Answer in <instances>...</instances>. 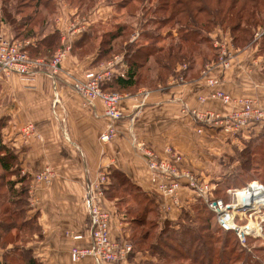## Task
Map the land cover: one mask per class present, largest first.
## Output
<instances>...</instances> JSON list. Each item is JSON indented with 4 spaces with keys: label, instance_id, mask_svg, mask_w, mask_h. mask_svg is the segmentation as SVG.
<instances>
[{
    "label": "crops",
    "instance_id": "crops-1",
    "mask_svg": "<svg viewBox=\"0 0 264 264\" xmlns=\"http://www.w3.org/2000/svg\"><path fill=\"white\" fill-rule=\"evenodd\" d=\"M110 7L103 5L101 10L105 17ZM104 18L100 14L94 22H104ZM67 24L68 20L60 17L53 24L54 28L46 24L43 33L40 31L39 36L36 31L34 38L40 40L53 30H64ZM0 35L13 37L15 30L9 23L1 21ZM210 36L230 39L220 28L214 29ZM49 49L39 44L34 52L42 55L49 53ZM229 49V66L225 69L213 66L207 73L216 80L213 86L207 85L206 77L202 75L204 65L211 60L201 65L194 62L187 69L178 64L174 70H183L184 75H170L164 83L158 82L154 87L138 84L121 92L124 97L120 109L124 117L113 122L116 136L106 142L100 140L109 125L102 100L95 99L92 106H86L71 86L93 66L95 53L81 59L72 52L65 54L56 78L58 102L54 110V84L48 78L46 68L29 75L0 72V119L4 120L0 129L2 143L17 154L18 165L29 180L45 166L55 172L48 188L43 190L42 186H36L34 191L41 201L38 207L28 211L31 215L33 211H39L36 220L42 229L40 238H31L26 243L35 258L43 264H94L90 256L72 262L69 252L73 245H85L87 241L84 186L101 168H115L145 192L156 194L155 177L127 139V115L136 106L143 103L142 112L134 123V132L139 139L150 144L160 156L165 155L166 147L174 148L181 153L184 167L213 182L238 165L237 152L242 151L248 142L264 139L262 125L251 126L236 136L212 129H205L201 134L196 132L195 121L189 112L191 109H210L227 114L233 108L231 104L210 96L215 89L233 98H252L264 105L263 58L256 56L253 46L235 48L229 41ZM145 90L149 93L143 99ZM200 96L204 101L199 100ZM179 194L181 206L194 202L188 189L183 188ZM103 200L110 213H115L114 203ZM161 203L168 206L166 210L162 209ZM181 206L173 205L168 198L162 199L159 204L162 219L176 223L182 213ZM70 231L84 237L76 240L66 234Z\"/></svg>",
    "mask_w": 264,
    "mask_h": 264
},
{
    "label": "rangeland",
    "instance_id": "rangeland-1",
    "mask_svg": "<svg viewBox=\"0 0 264 264\" xmlns=\"http://www.w3.org/2000/svg\"><path fill=\"white\" fill-rule=\"evenodd\" d=\"M44 1L45 0H0V20L3 23L9 22L14 31L16 28L15 24H17L18 22H23L24 18H26L27 16L35 15V21L32 22L30 28H33V32L38 31V35L40 36V31L43 33V31L46 29V24H49V26L52 27L56 20H58L60 17L66 18L68 22L71 21L73 23H76V25L82 23V19L85 17V19H87V25L83 32L92 31L93 34L90 38H87L84 42H82V45L77 48L76 51L74 50V54L77 55L80 59L88 55H92L99 48L101 40L107 39L109 37L108 35H105V31H107V27H109V25L113 24L114 22H119L122 27L125 25V27H123L124 29H122L121 25H119L122 29V33L121 36L114 41V43L112 42L113 50L112 53L109 54V56H111H107L106 60L99 62L97 65L95 64L96 66L94 65L87 68L85 72L92 69H100L101 66L106 61L111 59L115 54L123 56V52L121 51V49L126 47V44H141L142 42H146L140 39V33H142L143 36V33L146 31L153 32V34L157 30H161L163 32H165V30H169V32H175L180 27L182 28V26L184 25L183 21L181 23H178L177 21L179 18H181V15H177L179 6H177L176 2H178V0H128V5L121 9L115 8L114 3H112L111 0H84V3L82 4H80L78 0H51L53 2L52 4L50 3L47 8H44L41 5V3ZM115 1L117 2L118 0ZM182 1L189 3L191 0ZM191 3L193 6L194 3ZM191 3H189V5H191ZM103 5L111 6V10L108 11L107 17H105L102 13ZM38 9L39 13L35 14L36 12H38ZM142 13H144L146 16L143 17ZM100 14L102 18L105 17L103 19L105 23L98 21L94 22V20H96ZM165 17H171L170 22L163 24L159 22L160 24H157L156 22H154V20L152 21V18L161 20ZM199 18L201 20L204 19V13L199 15ZM43 22V27H39ZM91 25L93 26L90 27ZM223 27L225 29L226 27H229V24L224 23ZM262 29H264V27H262L261 29H257L254 35L251 36L252 40L246 46L255 47L256 56H261L264 60V38H262L263 36H261L264 31ZM223 31L224 33H227L230 39L218 36H216L215 38L212 37V45L215 39H224L228 41V43L230 41L231 45L235 47L232 41V37L228 33V28ZM21 37L23 36H20V38L18 37V39H26ZM168 40L169 39L160 40L158 43L165 44ZM59 46L60 40L59 43L55 42L52 47H50L49 53L42 55L35 54V56H42L46 59H50L54 56L57 51L56 49H58ZM197 46L198 45H194L196 49H193L196 50V55L192 57L191 61L194 60L196 65H201L204 55H212L213 50L208 49L205 44L200 45L199 48ZM71 50L69 52H71ZM257 50H259V52ZM183 65L187 67L185 63H183ZM148 66L155 67L153 57H150L145 66L142 68L141 75L143 82L141 84H145V82H148V80L150 79V76L155 75L159 72V68L155 69L154 72L149 71ZM117 67L119 66L117 65ZM60 71L61 66L59 73ZM159 73H161L162 78L165 80L168 76L171 75V71H162ZM181 73L182 70L175 76L179 77ZM112 87L118 89L117 86L112 85ZM260 142L261 145L263 144V147L262 149L257 150V155L253 157L260 159L258 161L259 164L254 166V163H256L257 160L252 159L251 162H249L247 165V168L249 167L247 171L254 172V168H259V173L251 175V177H258L259 179L263 180L264 139L260 140ZM46 169L50 170L49 174H40L42 175V179H34L35 174L45 173ZM238 169L239 168L237 167V165L234 166L231 169V172L227 173V175L224 176V179L229 176L231 177V175L237 174ZM113 170L114 168H101L100 170H98L96 177L93 180H88L84 186V198L87 186H91L92 184L94 192L96 194L94 203L95 210L100 212V214H102V212H106L107 214H109L106 219L108 220L110 239L113 241H117V243L126 242L131 244V250L127 254L126 258L121 257L117 262H106L104 264H117L120 262V264H201V261L205 260L206 262L208 257H210L212 264H264V237H260L257 239L249 238L245 245H241L239 243L237 244V242H235L230 235L223 234L216 229L215 221L213 220V218L209 221L205 220V217L207 215L205 214V211L202 210L200 212L199 209H197V207L200 206V204L198 203L194 204L193 208L192 206H190V213H182L176 221H179L181 219L180 221L186 224H188L190 221V223L196 226L195 231H193L194 237L198 236L197 240H204L202 241L203 244L201 241H199L200 243L198 244V246L200 245L199 248H201V252L199 254L200 257H197V259L199 260H196L197 263H190L188 259H184L182 257L175 260L174 258H178L179 254L174 249V247L177 249L175 245H179L178 242L180 241L179 239L181 235L180 233H175V231H173V228H177L178 225H175L176 223H173L171 220L162 219L160 213H156L154 209L149 212V214L142 215L141 210L143 209V206L140 199H136L139 203L136 200L134 201V199L132 198L133 193L131 191L133 189L129 185L124 184L123 178L120 177L117 173H114ZM21 171V175H27L26 173L22 174ZM17 173L18 172L16 170L4 171L2 168H0V225H9L10 223L15 225V227L9 229L6 235H3L2 232H0V249H9V251H11V254L14 253V250L16 248L22 247L27 240L29 241L31 239V237L36 239V237L40 238L42 236L41 227L38 224L34 225L36 221L34 222L32 220L31 223H28L29 227L25 229L19 230L16 227L19 226V224L23 221V218L33 217L37 214V212H39L33 211V215L29 214L28 212L30 209L38 207L41 201L40 197L38 200L37 194L34 190L37 185L42 186L43 190L48 188L51 185L55 175L54 170L50 166H45L36 173L32 174V177L30 179L31 183L30 180H28L27 183H19L20 181H18L14 185L13 180L15 181L19 178ZM101 173H103L104 175L103 177L105 180V184L99 183V179L102 175ZM244 177L245 179L251 178L249 175H244ZM224 179H218L222 181L223 185L220 187L221 189H219L217 195L227 198L228 194L226 191L227 189H229L228 186L232 188L236 185H234L231 179L229 180L230 184L228 185L224 181ZM109 183L111 184L109 185ZM222 183H220V185ZM244 183L245 182H242L240 183V185ZM108 187L109 189L107 190ZM100 188L102 190L101 194H99ZM30 189L32 193H29ZM103 199H108L114 203V206L116 208L115 213H110V210H108L103 203ZM84 207L86 210V223L88 219V207L86 205L85 199ZM13 212H20V217H17L15 219L16 214L13 217H10V214H13ZM186 215L189 216L190 220H188ZM199 215L202 217L198 218ZM143 217L147 219V222L145 219L146 223L144 225L137 226L136 224H134L133 220ZM112 218L113 222L111 223ZM200 224H204L203 226H207V228L198 229L197 227ZM167 233L168 236L166 235ZM66 234L74 238L73 235L76 233L70 231L66 232ZM159 234L160 241L158 240L157 242ZM88 236L89 234L87 233V241ZM169 236H174L177 240H170L168 239L170 238ZM208 236L211 237V239ZM208 242L210 244V250H207L206 247L205 249H202L203 246ZM166 243L171 244L172 247L174 246L173 249L165 245ZM74 246H76V244L70 248L69 252L72 262H76L84 258L82 257L80 259H72L71 250ZM160 253H164L165 257ZM166 255L168 258H166ZM196 256L197 255H195L194 258Z\"/></svg>",
    "mask_w": 264,
    "mask_h": 264
},
{
    "label": "built area",
    "instance_id": "built-area-1",
    "mask_svg": "<svg viewBox=\"0 0 264 264\" xmlns=\"http://www.w3.org/2000/svg\"><path fill=\"white\" fill-rule=\"evenodd\" d=\"M86 23L87 19L84 17L79 25L69 21L66 29L58 30L60 46L50 59L30 53L29 47L33 45L31 38L20 40L12 36L0 35V72L4 75L11 73L29 75L40 68H46V74L54 84L52 102L54 110L55 103L58 102L55 84L62 59L71 50L77 35L85 30ZM213 46L216 48V58L205 64L202 70V75L206 77V83L209 86L216 84L214 78L207 76L210 68L220 66L225 69L229 66L231 58L228 41L215 39ZM118 64L121 65L122 70L127 68L122 62V55L115 54L100 69L88 70L82 79L74 80L71 84L72 89L81 96L84 105L90 107L95 99L102 100L104 115L109 119L106 131L100 135V140L103 142L110 141L116 136L113 122L124 117L120 109L123 94L118 91L105 90L102 87L116 72ZM122 70H118L116 73L123 75ZM142 93L144 99L149 92L145 90ZM210 96L225 104H231L233 108L227 114H220L210 109H191L189 112L195 121L197 133L201 134L205 129H212L236 136L251 126L264 125V105L259 104L256 100L246 97L233 98L220 89H215ZM199 100L204 101V97L200 96ZM142 104L136 106L127 115V139L133 150L142 158L149 172L155 177V188L160 202L162 199L168 198L173 205L181 206L179 192L183 188L188 189L192 192L194 200H201L213 213L215 225L224 232H233L239 244L245 245L249 238L264 237V183L252 180L227 189L228 200L217 197L214 194L216 184L184 167L181 153L172 147H166L165 155L160 156L150 144L137 137L134 132V123L142 112ZM183 110L186 111L187 107L184 106ZM49 171L46 169L45 173L35 174L34 179H42L40 174H49ZM21 173L24 172L21 171ZM101 174L99 183L105 184L104 175ZM244 189L248 190L244 191ZM101 191L100 188L99 194ZM29 193H32L31 189ZM84 199L88 207L85 228L89 236L85 245H76L72 248V259L90 256L94 264H104L117 262L121 257L126 258L131 250V244L117 243L110 239L108 220L106 219L109 214L106 212L100 214L95 210L96 194L92 184L87 186ZM161 206L164 210L168 207L163 203ZM73 237L76 240H81L84 235L78 233Z\"/></svg>",
    "mask_w": 264,
    "mask_h": 264
},
{
    "label": "trees",
    "instance_id": "trees-1",
    "mask_svg": "<svg viewBox=\"0 0 264 264\" xmlns=\"http://www.w3.org/2000/svg\"><path fill=\"white\" fill-rule=\"evenodd\" d=\"M111 1L112 3H114V7L117 9L124 8L128 5L127 2L128 0H118L117 2L115 0H111ZM52 2L53 1L51 0H45L44 2L41 3V5L44 8H47V6H49L50 3L52 4ZM78 2L82 4L84 3V0H78ZM191 2H193L195 6L194 5L192 6ZM189 3H191V5H189ZM189 3L184 2L182 0H178V2H176L177 6H179L177 10V15H181V18H179L177 21L178 23H181L183 21L184 27L183 26L182 28L180 27L175 32L173 31L169 32V30H165V32L161 30H157L153 34V32L146 31L143 33V36L142 33H140L141 34L140 39L146 42L144 43L142 42L141 44H137V43L126 44V47L121 49V51L123 52L122 62L123 64L126 65L127 68L122 70L120 64H118L119 67H117L116 65V72L118 70H122L123 75H119L115 72L113 76L102 85L103 89L123 92L125 90L132 89L135 85L141 84L143 82L141 75L142 68L145 66V64L150 59V57H153L155 67L148 66L149 71L154 72L155 69L159 68V72L171 71L170 73L171 75H175V74L177 75L178 73L181 72V70L179 71L174 70L178 64L182 65L183 63H185L187 65L186 69L194 64V60L191 61L192 57L196 55L195 53L196 50L193 49L195 48L194 45H198L197 47L199 48L200 45L205 44V46L208 49L213 50L212 55L210 56L204 55L202 60L203 63H205L206 61L215 60L216 48H214V46L212 45V38L210 36V33L216 28H220L221 30H225L228 28V33L231 35L235 47L244 48L252 40L251 36L254 35L257 29L258 28L261 29L262 27H264V0H191ZM37 11L38 12H36L35 14L39 13V9ZM203 13H204V19L201 20L199 18V15ZM142 16L145 17L146 15L142 13ZM153 20L157 24L160 23L163 24L170 22L171 17H167V18L165 17L161 20L152 18V21ZM34 21H35V15H32L24 18L23 22L21 23L18 22L17 24H15L16 25L15 36H13V38L18 39V37L20 38V36H23L21 38H31L33 40V46L29 47V50L31 54L35 55L36 53L34 51L39 46V44L40 45L44 44L50 48L55 42L59 43V34L57 30H53L49 34L43 36L40 40L34 38L36 32H33V28H30L32 22ZM44 22L39 27H43ZM224 23L229 24V27H226L224 29L223 27ZM119 25H121L119 22H114L113 24L109 25V27H107V31H105V35H108L109 37L107 39L101 40L99 48L94 52L95 57L92 61L93 66L95 64L97 65L99 62L103 60H106L107 56H109V54L112 53L113 50L112 42L114 43V41L121 36L122 29H124L123 27H125V25L123 27L121 25L122 28L121 29ZM92 26L93 25H91L90 27ZM262 30L264 31V29ZM92 34H93L92 31L83 32L77 39L74 40L72 44L71 52L75 53L77 48H79L82 45V42H84L87 38H90ZM261 36H263L262 38H264V33H262ZM165 39H169L165 44L158 43L160 40H165ZM257 51L259 52V50ZM159 72L156 73L155 75L150 76V79L148 80V82H145L144 85L149 87H154L158 82L164 83L165 79L162 78V75ZM181 75H184L183 70ZM112 85L117 86L118 89L113 88ZM3 125H4V120L0 119V129ZM262 147L263 144L261 145L260 140L248 142L246 147L242 151L237 152L239 157V163L237 165L239 169L237 174L231 175V177L229 176L225 179L224 176L226 175L222 176L224 181L229 185L230 184L229 180L231 179V181H233L234 185L236 186L240 185V183L242 182L246 183L252 180H259L262 183H264L263 182L264 176H263V180L259 179L258 177H251V175H255L259 173V168H254L253 170L254 172L247 171L249 168V167L247 168V165L249 162H251L252 159L257 160L256 163H254V166L259 164L258 161L260 159L253 157L257 155V150L262 149ZM0 168H2L4 171L16 170L18 172L17 175L19 178L15 181L13 180L14 185L18 181H20L19 183H23V182L27 183V181L29 180L27 175L20 174L21 170L19 169L20 167L18 165L17 154L11 148H9L8 146L2 143L1 134H0ZM113 172L117 173L120 177H122L124 180L123 183L129 185L133 189L131 191L133 193L132 198L134 199V201L136 199H140L141 204L143 206L142 207L143 209L141 210L142 215L149 214V212H151L153 209L156 211V213L159 212L160 200L156 195L157 193L149 194L145 192L139 186L134 184L123 172L115 168ZM244 175L246 176L249 175L251 178L245 179ZM214 183L216 184V187L214 189V194L217 197H220V195H217V193L219 189H221L220 187L223 185V183L221 180L214 181ZM220 183L222 184L220 185ZM110 184L111 183H109V185ZM109 187L107 188V190L109 189ZM228 188L230 187L228 186ZM221 198H223L224 200H228V197L227 198L221 197ZM196 203L200 204V206L197 207V209H199L200 212L202 210L205 211V214L207 215L205 217L206 221H209L210 219L213 218V213L206 207V205L201 200H194V202L189 204V206L187 207L186 205L181 206L180 208L182 209V213H188L190 206H192L193 208V205ZM10 215H11L10 217H13L15 215V219H16L17 217H20V212H16V213L13 212V214ZM200 217L202 216L199 215L198 218ZM187 218L188 220H190L189 216H187ZM145 219H146L145 217L140 219L136 218L135 220H133V222L137 226L144 225L147 222V219L146 222ZM22 220L23 221L19 224V226L16 227L19 230L29 227L28 223H31L32 220L34 222L36 221L34 225L37 224L36 215H34L33 217L23 218ZM180 220L177 221L175 224L178 225V227L175 228L177 230L173 228V231H175V233H180L181 235L179 239L180 241L178 242L179 245H175L180 252L173 246L174 249L179 254L178 255L179 257L177 256L178 258H174V259L176 260L182 257L184 259H188L190 263L191 262L195 263L196 260H199L197 259V257L201 252V248H199L200 245L198 246V244L200 243L199 241L202 242L204 240H197L198 236L194 237L193 231H195L196 229L195 225L190 223V221L188 224H186ZM203 225L204 224H200L197 228L198 229L207 228V226H203ZM13 227H15V225L11 223L9 225L6 224H4L3 226L0 225V232H2L3 235H6L9 229ZM215 227L221 233L230 235L233 238V240L237 242V244L239 243L233 232H224L218 226L215 225ZM166 235L168 236V233ZM169 237L170 238L168 239L170 240H174V241L177 240L174 236H169ZM143 238H144V234H143ZM209 238L211 239V237ZM158 240L160 241V234L158 235L157 242ZM27 241L24 243L22 247L16 248L17 250L15 249L16 251L14 250L13 254H11V251H9V249H4V250L3 248L0 249V254H1L0 264H43L41 261H39V259L34 257L32 250L26 247ZM165 245L173 249L171 244L166 243ZM205 247L207 250H210L209 242L206 245H204L202 249H205ZM160 254H163L165 257L164 253H160ZM195 255L197 256L194 258ZM166 258H168L167 255ZM201 262H202L201 264H212L210 257H208L206 262L205 260Z\"/></svg>",
    "mask_w": 264,
    "mask_h": 264
},
{
    "label": "bare ground",
    "instance_id": "bare-ground-1",
    "mask_svg": "<svg viewBox=\"0 0 264 264\" xmlns=\"http://www.w3.org/2000/svg\"><path fill=\"white\" fill-rule=\"evenodd\" d=\"M248 189H244V191H247Z\"/></svg>",
    "mask_w": 264,
    "mask_h": 264
}]
</instances>
